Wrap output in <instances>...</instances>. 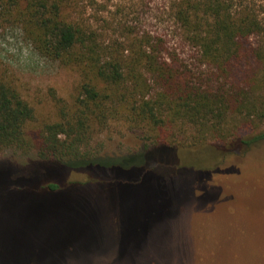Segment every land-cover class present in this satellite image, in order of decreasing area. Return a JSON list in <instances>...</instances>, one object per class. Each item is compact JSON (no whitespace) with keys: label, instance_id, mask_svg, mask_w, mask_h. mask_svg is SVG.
I'll use <instances>...</instances> for the list:
<instances>
[{"label":"trees","instance_id":"16d2710c","mask_svg":"<svg viewBox=\"0 0 264 264\" xmlns=\"http://www.w3.org/2000/svg\"><path fill=\"white\" fill-rule=\"evenodd\" d=\"M84 8L98 14L100 3L0 0V29L17 28L40 57L79 75L71 101L52 94L56 120L32 138L26 128L33 109L0 58V152L37 151L36 161L0 172V216L31 219L43 213V201H60L66 186L93 181L86 172L87 182L64 183L74 168L96 166L99 176L114 180L110 189L120 184V192L157 180H186L194 188L198 178L191 174L217 177L225 159H242L264 146V25L256 6L245 0H169L179 38L206 70L189 67L162 38L131 24L103 21L107 28L95 27L83 18ZM113 127L136 135L139 151L101 156L92 144ZM242 129L248 134L239 136Z\"/></svg>","mask_w":264,"mask_h":264},{"label":"rangeland","instance_id":"374dc122","mask_svg":"<svg viewBox=\"0 0 264 264\" xmlns=\"http://www.w3.org/2000/svg\"><path fill=\"white\" fill-rule=\"evenodd\" d=\"M98 1V14L83 10V18L95 27L107 28L103 21L131 24L162 38L189 67L206 70L198 65L196 51L179 38L169 0ZM245 1L256 6L264 25V0ZM0 58L33 109L26 132L34 138L44 123L56 120L52 94L71 101L79 75L73 67L40 57L15 27L0 29ZM121 130L113 127L94 140L101 156L139 151L141 140ZM247 134L242 129L239 136ZM36 152L1 151L0 172L36 161ZM86 172L92 175L89 185L66 186L60 201L41 203L42 214L0 216V264L28 259L33 264H264V146L242 159H225L217 177L201 180L191 174L198 178L194 188L186 180L174 185L157 180L120 192V184L110 189L114 180L99 176L96 166L68 171L64 183L87 182Z\"/></svg>","mask_w":264,"mask_h":264}]
</instances>
